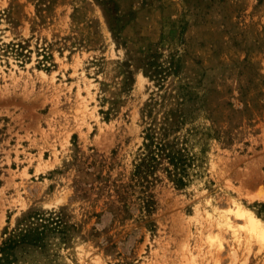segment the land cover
I'll use <instances>...</instances> for the list:
<instances>
[{
    "label": "rangeland",
    "instance_id": "374dc122",
    "mask_svg": "<svg viewBox=\"0 0 264 264\" xmlns=\"http://www.w3.org/2000/svg\"><path fill=\"white\" fill-rule=\"evenodd\" d=\"M181 114L200 164L145 210L140 147ZM260 188L264 0H0V247L49 229L15 264H264Z\"/></svg>",
    "mask_w": 264,
    "mask_h": 264
},
{
    "label": "trees",
    "instance_id": "16d2710c",
    "mask_svg": "<svg viewBox=\"0 0 264 264\" xmlns=\"http://www.w3.org/2000/svg\"><path fill=\"white\" fill-rule=\"evenodd\" d=\"M178 66V60L173 56L168 64L156 63L155 60L150 59L146 73L161 81L167 74L176 70ZM186 119L187 115L181 114L172 126L165 129L161 137L148 132L140 147L141 152L135 163L133 178L135 182L141 185V199L145 210L153 208L154 199L149 189L150 185L159 179L158 170L161 169L178 188H182L190 183L192 174L195 173L200 164L198 163L200 157L190 147L193 127L188 128L187 132L182 135L180 133L181 125L185 123ZM24 218L28 222L22 219L17 229L10 232L3 241L0 247V264H15L17 246L44 247L46 245L49 231L48 223L39 222L38 220L42 216L38 214H29ZM24 222L26 223L24 224Z\"/></svg>",
    "mask_w": 264,
    "mask_h": 264
},
{
    "label": "bare ground",
    "instance_id": "6f19581e",
    "mask_svg": "<svg viewBox=\"0 0 264 264\" xmlns=\"http://www.w3.org/2000/svg\"><path fill=\"white\" fill-rule=\"evenodd\" d=\"M263 188V187H262ZM261 189V188H260ZM256 195V194H255ZM257 197H259V198H264V190L263 189H261L260 190V192H257V195H256ZM237 206H238V208H240V206H241V203H238L237 204ZM249 212V211H248ZM248 212H243L242 214H250V213H248ZM247 220H249L248 221V226H246L247 228H249V226L251 227V228H257L258 229V234H259V238H263L264 239V227H261V226H257L258 225V222H257V220L256 219H254L253 217H251L250 215L248 216L247 215V218H246ZM228 222H230V220H228L227 221V223ZM229 224V223H228ZM249 230H250V228H249ZM248 231V230H247ZM255 230L253 229V232H254ZM257 231V230H256Z\"/></svg>",
    "mask_w": 264,
    "mask_h": 264
}]
</instances>
